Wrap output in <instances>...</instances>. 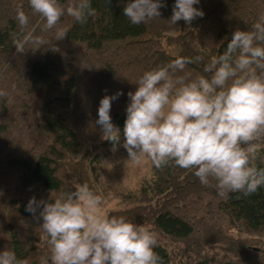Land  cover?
I'll use <instances>...</instances> for the list:
<instances>
[{"label":"trees","instance_id":"trees-1","mask_svg":"<svg viewBox=\"0 0 264 264\" xmlns=\"http://www.w3.org/2000/svg\"><path fill=\"white\" fill-rule=\"evenodd\" d=\"M128 2L92 0L96 15L84 25L62 17L67 38L58 42L55 29L41 31L29 0H0V90L9 94L0 97V251L13 250L29 264L50 254L42 220L25 210L29 200L58 198L76 184L97 188L101 148L110 143L95 123L101 99L123 92L110 112L122 131L128 93L145 71L199 55L203 60L185 71L207 76L205 65L223 54L232 33L264 14V0H200L202 18L173 25L176 0H164L159 19L133 25L123 15ZM21 7L29 16L26 31L49 42L39 50L26 46L24 55L14 44ZM151 169L136 201L108 215L156 231L164 264H264V187L249 197L221 198L194 170L152 163Z\"/></svg>","mask_w":264,"mask_h":264},{"label":"clouds","instance_id":"clouds-1","mask_svg":"<svg viewBox=\"0 0 264 264\" xmlns=\"http://www.w3.org/2000/svg\"><path fill=\"white\" fill-rule=\"evenodd\" d=\"M108 5L111 0H106ZM200 0H176L170 22L191 24L205 13L195 7ZM42 18L41 31L55 29V40L67 38L62 17L81 25L96 15L92 0H29ZM164 0H129L123 15L133 25L159 19ZM20 28L14 40L16 52L26 46L39 50L49 44L28 30L29 16L17 9ZM56 50L54 47H50ZM202 56H179L145 71L130 91L123 130L112 122V102L123 92L105 95L98 108L103 139L116 151L121 146L134 164L145 158L157 169L175 166L194 170L201 185L214 188L221 198L232 193L249 197L264 187V167L257 166L264 150V14L250 29L237 28L223 54L211 57L195 78L185 71ZM177 73H183L178 75ZM0 90V97L7 98ZM103 178V177H102ZM105 196L87 183L45 201L33 196L25 210L40 223L47 237L49 255L41 264H164L155 249L159 234L145 224L102 211ZM39 210V214L37 212ZM0 264H29L13 250L0 251Z\"/></svg>","mask_w":264,"mask_h":264},{"label":"rangeland","instance_id":"rangeland-1","mask_svg":"<svg viewBox=\"0 0 264 264\" xmlns=\"http://www.w3.org/2000/svg\"><path fill=\"white\" fill-rule=\"evenodd\" d=\"M122 143L123 138L116 151L112 150L111 143L101 148V162L96 174L98 185L93 190L105 196L102 211L106 215L113 209L134 203L138 186L152 176L150 160L145 158L139 165L128 161L129 156ZM257 165L264 167V159H258Z\"/></svg>","mask_w":264,"mask_h":264}]
</instances>
